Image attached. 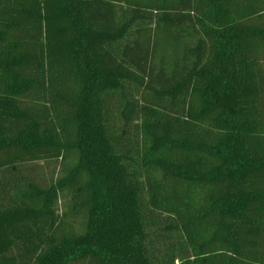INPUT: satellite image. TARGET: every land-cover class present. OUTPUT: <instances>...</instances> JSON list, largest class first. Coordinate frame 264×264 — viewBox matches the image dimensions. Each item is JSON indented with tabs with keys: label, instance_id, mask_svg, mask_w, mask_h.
Returning a JSON list of instances; mask_svg holds the SVG:
<instances>
[{
	"label": "trees",
	"instance_id": "trees-1",
	"mask_svg": "<svg viewBox=\"0 0 264 264\" xmlns=\"http://www.w3.org/2000/svg\"><path fill=\"white\" fill-rule=\"evenodd\" d=\"M0 264H264V0H0Z\"/></svg>",
	"mask_w": 264,
	"mask_h": 264
},
{
	"label": "rangeland",
	"instance_id": "rangeland-1",
	"mask_svg": "<svg viewBox=\"0 0 264 264\" xmlns=\"http://www.w3.org/2000/svg\"><path fill=\"white\" fill-rule=\"evenodd\" d=\"M145 26L147 27L145 32L143 34H141L139 36V38L141 39V43L146 44L147 47H149V43L150 45H154L155 48V62H153V66L155 65V67L159 70V68L164 65L165 68L168 70L171 69L172 67V62H173V53H174V48H173V42L172 39H170V37H168L162 30V28L157 27V25L155 24V22L148 21L145 23ZM187 38L189 40L188 43L192 44V41L190 39V37L187 36ZM194 40V39H193ZM184 49V48H183ZM133 86V85H130ZM134 99H140V95H141V90L138 89H133V92L131 93ZM117 103H115L114 105H116ZM113 105V106H114ZM167 106V103H166ZM112 117L113 119H116V117H119L117 114V111H112ZM130 129H132L130 127ZM164 220V219H163ZM166 222H162L161 226H164Z\"/></svg>",
	"mask_w": 264,
	"mask_h": 264
}]
</instances>
